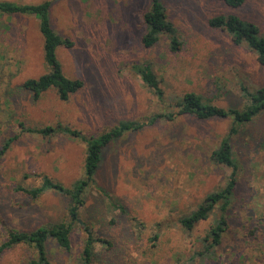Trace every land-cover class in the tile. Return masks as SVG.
I'll list each match as a JSON object with an SVG mask.
<instances>
[{
  "label": "rangeland",
  "instance_id": "rangeland-1",
  "mask_svg": "<svg viewBox=\"0 0 264 264\" xmlns=\"http://www.w3.org/2000/svg\"><path fill=\"white\" fill-rule=\"evenodd\" d=\"M8 1H50L52 27L73 41L72 47L57 49L64 74L84 85L68 100L54 89L38 98L24 89L26 79L49 70L39 20L0 14V151L6 140L16 138L0 155V244L11 230L30 232L67 220L68 197L48 191L33 198L17 190L19 185L38 186L47 175L70 186L84 175L85 140L22 133L21 123L37 128L62 123L92 138L122 121H137L143 126L107 146L97 187L86 195L83 219L111 242L97 246L94 264H264V113L234 133L230 116L176 115L187 92L238 108L246 103L240 82L251 89L264 86V66L255 53L208 23L214 15L235 13L257 23L264 34V0H247L240 8L219 0H162L179 31V51L170 50L165 36L152 48L143 45V16L151 0ZM145 62L161 82L163 100L136 72L134 65ZM169 112L176 117L151 122ZM226 138L240 164L235 198L222 243L196 258L220 210L191 231L179 218L227 182L231 169L212 159ZM108 197L123 209L111 211ZM135 222L144 228L134 229ZM84 237L83 228L75 227L71 251L49 241L51 263L78 264ZM34 256L31 246L17 244L5 250L0 264H25Z\"/></svg>",
  "mask_w": 264,
  "mask_h": 264
},
{
  "label": "trees",
  "instance_id": "trees-1",
  "mask_svg": "<svg viewBox=\"0 0 264 264\" xmlns=\"http://www.w3.org/2000/svg\"><path fill=\"white\" fill-rule=\"evenodd\" d=\"M219 1L224 2L231 8H240L247 0ZM50 5V1L38 4H18L8 0H0V14L32 15L39 20V29L44 39V60L49 70L37 78L26 79L23 83V88L31 92L36 98L40 97L44 92L54 89L61 100H68L72 94L83 87L84 83L79 78L72 79L64 74L62 64L57 55V49L61 46L72 47L73 41L62 37L52 27L49 16ZM143 20L145 33L142 36V43L145 47H154L165 36L169 40L171 51H179L181 49L182 43L179 38V31L173 21L170 20L162 0H151V5L144 13ZM208 23L214 29L227 32L234 44L245 45L249 48L255 53L259 63L264 66V34L257 23L243 19L235 13L214 15L208 20ZM135 65L136 72L140 75L143 82L153 89L160 100H163L165 96L164 90L160 86L161 82L151 64L145 62ZM239 92L246 100V103L238 108L212 104L195 92H187L177 104L180 109L176 115L192 114L201 119L230 116L234 121L232 133L237 132L240 126L253 122L264 113V86L251 89L248 84L240 82ZM175 117L172 112L157 114L151 119V122L157 118L174 119ZM142 126L143 123L137 121H122L97 137L87 138L80 131L62 123L42 128L30 127L21 123L22 133L40 134L44 137L62 134L85 140L84 175L70 186L47 175L42 176V181L38 186L26 187L19 185L17 190L33 198H37L48 191H54L68 197L67 220L43 225L30 232L11 230L7 239L0 244V258L6 249L17 244H27L35 250V256L30 258L25 264H52L48 253L49 241L53 240L60 248L71 251V234L75 227L80 226L83 228L85 237L78 264H94L98 253L97 246L111 245V242L98 235L92 221L83 219L82 210L87 204L86 195L91 188L97 187V173L103 161L104 151L110 142L120 138L126 132ZM15 139V137L10 138L2 144L0 155L9 148L11 142ZM262 146L264 149V143ZM212 159L215 163L231 169L227 182L221 189L210 192L196 209L179 218L181 227L186 231H191L201 221L206 220L216 208L220 210V216L217 218L216 223L201 238L203 248L195 253L196 258L206 257L207 254L212 253L222 243L228 225L227 214L235 198L240 171L239 161L235 157L233 146L228 138L224 139L221 145L213 151ZM107 202L111 211L123 209V206L114 197H108ZM132 227L134 229L144 228V224L135 222ZM158 236L159 234H156L154 240L158 239Z\"/></svg>",
  "mask_w": 264,
  "mask_h": 264
}]
</instances>
